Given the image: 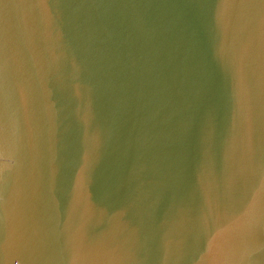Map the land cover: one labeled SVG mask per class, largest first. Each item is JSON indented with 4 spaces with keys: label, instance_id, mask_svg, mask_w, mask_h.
<instances>
[{
    "label": "water",
    "instance_id": "1",
    "mask_svg": "<svg viewBox=\"0 0 264 264\" xmlns=\"http://www.w3.org/2000/svg\"><path fill=\"white\" fill-rule=\"evenodd\" d=\"M0 264H264V0H0Z\"/></svg>",
    "mask_w": 264,
    "mask_h": 264
}]
</instances>
